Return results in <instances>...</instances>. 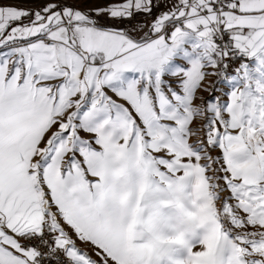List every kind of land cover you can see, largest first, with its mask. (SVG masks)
<instances>
[{
  "label": "snow or ice",
  "instance_id": "1",
  "mask_svg": "<svg viewBox=\"0 0 264 264\" xmlns=\"http://www.w3.org/2000/svg\"><path fill=\"white\" fill-rule=\"evenodd\" d=\"M0 264H264V0H0Z\"/></svg>",
  "mask_w": 264,
  "mask_h": 264
}]
</instances>
